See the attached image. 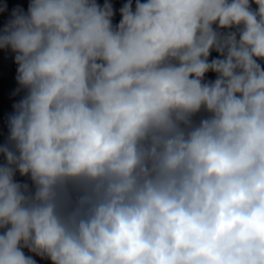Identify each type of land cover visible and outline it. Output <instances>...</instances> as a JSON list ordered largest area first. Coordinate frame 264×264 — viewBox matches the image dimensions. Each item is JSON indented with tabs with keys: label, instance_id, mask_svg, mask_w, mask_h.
I'll use <instances>...</instances> for the list:
<instances>
[{
	"label": "clouds",
	"instance_id": "clouds-1",
	"mask_svg": "<svg viewBox=\"0 0 264 264\" xmlns=\"http://www.w3.org/2000/svg\"><path fill=\"white\" fill-rule=\"evenodd\" d=\"M4 14L0 264H264V0Z\"/></svg>",
	"mask_w": 264,
	"mask_h": 264
}]
</instances>
